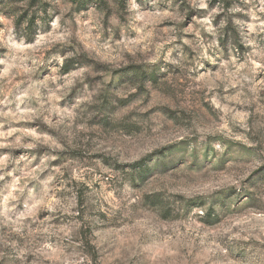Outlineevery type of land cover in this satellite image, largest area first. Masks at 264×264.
Masks as SVG:
<instances>
[{"label":"rangeland","instance_id":"rangeland-1","mask_svg":"<svg viewBox=\"0 0 264 264\" xmlns=\"http://www.w3.org/2000/svg\"><path fill=\"white\" fill-rule=\"evenodd\" d=\"M69 2L73 7L65 13L66 18L73 13H83L81 18H88L92 0ZM137 3L142 5L140 11L147 13L138 23L153 29L150 33L153 43L149 48L161 57L169 50L175 57L176 44L191 51L184 40L196 37L180 33L177 40L169 43L170 34L165 29L172 28L176 22L163 15L153 16V11L186 13L181 28L199 27L207 21L217 30L219 47L224 50L220 63L233 60L237 65H244L238 70L228 69L234 77L233 86L227 90L229 99L221 98L223 89L217 90L216 99L201 105L202 112L192 109L198 114V134L174 140L175 144L199 141L203 145L199 153L193 150L177 165L170 166L165 161L162 171L142 173L138 183L125 189L123 183L113 184L111 172L117 169L104 173L93 170L94 161L103 157L100 166L106 167L104 161L110 157L96 152L55 150L48 143H42V139L53 133L47 122L36 118L35 102L28 99L13 102L16 92L11 95L0 92V175L3 176L0 179V264H214L220 256L217 231L229 219L231 243L235 246L230 259L251 251L256 252L253 264L264 260L256 251L264 249L261 243L264 239V200H261L264 196V65L260 63L264 57V33L255 34L256 25L264 22V13L241 0H207L206 8H192L184 0L178 10L170 9L166 0H161L156 9L145 5L144 0ZM234 4L244 12L230 11ZM125 6L126 0H121L120 7ZM50 7L47 0H0V32L7 29L20 32L27 22V31L31 34L37 19L33 9ZM218 8L223 11L217 12ZM253 15L259 17L255 22ZM224 20L228 22L224 24ZM50 31L49 27L35 38L30 35L38 47L52 43V48L44 53L45 59L48 52L61 46L59 34L50 36ZM143 35L133 31V38ZM210 38L208 32H201L202 42ZM7 51L0 45V53ZM141 54L147 55L148 50ZM124 55L130 57L132 53ZM100 56L99 61L86 58L101 67L119 59L115 52L100 53ZM24 65L31 66V61H24ZM3 67L0 65V69ZM41 67L43 71L38 69L32 75L37 90L43 88L45 77L53 75L47 67ZM211 67L216 71L219 64ZM18 71L19 80L23 77V65ZM49 99H55L57 105L63 103L60 98L50 96ZM148 113H154L149 122L133 132L119 134L124 139V147L131 152L148 146L156 135L168 139L181 129L192 127L191 112L185 107L158 99L147 105L143 114ZM165 113L176 118H166ZM18 136L21 144L28 142L37 146H13ZM200 136L204 137L202 141ZM214 142H219L224 151L214 149ZM172 146L161 145L144 156ZM49 156L55 159H47ZM42 164L46 167L41 168ZM239 174H246L241 184L248 185L242 194L237 193L235 185L227 183ZM220 183L224 186L217 187L215 193L231 194L222 217L201 218L193 225L187 215L174 214L163 200L165 184L207 187ZM168 195L184 199L179 192Z\"/></svg>","mask_w":264,"mask_h":264},{"label":"clouds","instance_id":"clouds-1","mask_svg":"<svg viewBox=\"0 0 264 264\" xmlns=\"http://www.w3.org/2000/svg\"><path fill=\"white\" fill-rule=\"evenodd\" d=\"M47 2L52 7L46 10L33 9L37 19L31 34L27 31V22L20 32H12L11 29L5 30L10 35L0 32V45L8 49L7 52L0 53V65L4 66L0 69V92L9 95L16 92L13 102L16 99L35 102L38 114L36 118L47 122L53 133L46 140L42 139V143H48L60 151L103 153L104 157H110L104 161L106 167L100 166V160L103 159L100 157L93 162V170L104 173L110 169H117L111 172L113 184L123 183L125 189H130L133 183H138L142 173L162 171L165 161H168L170 166L177 165L186 154L193 150L198 153L202 150L203 145L199 141L175 144L174 140L198 134L200 131L197 123L198 114L192 109L202 112L201 105L216 99L219 89H223L221 98L228 100L227 90L233 86L234 79L228 69L232 67L238 70L244 67L237 65L233 60L220 63L224 50L219 47L216 29L207 21L200 23L199 27L193 25L181 28L180 23L185 19L186 13L153 11V16L163 15L176 22L172 28L165 29L166 33L170 34L169 43L177 40L180 33H191L196 37L195 40H184V44H187L191 51L180 44L174 45L175 57L178 59L172 56L171 50L161 57L158 52L149 48L153 43L150 36L153 29L138 23L144 20L147 13L140 11L142 5L137 3V0H126L123 9L120 7L121 0H92L87 19L81 18L84 16L83 13L80 15L73 13L72 16L65 17V13L73 7L69 0ZM160 2L161 0H144V4L150 5L153 9H156ZM166 2L170 9L178 10L184 0H179V3L177 0ZM188 3L192 8L207 7V0H188ZM241 3L251 5L257 12L264 13V0H241ZM216 11L220 12L223 9L218 8ZM230 11L243 13L244 9L234 4ZM258 19L259 17L253 15L254 22ZM227 22L223 21L224 24ZM49 27L50 36L59 34L61 46L48 52L45 59L44 53L46 49L52 48V43L38 47L37 43L32 42L30 35L35 38L48 31ZM133 31L143 32L144 35L133 38ZM202 31L210 34L211 38L207 42L201 41ZM260 33H264V22L256 25L255 34ZM145 49L148 50V54H141ZM104 52H115L119 59L101 67L97 63H90L86 58L99 61L100 53ZM125 52H131L132 55L125 56ZM29 60L31 66L24 65V61ZM260 63L264 65V57H261ZM216 64H219V68L213 71L211 66ZM22 65L23 77L18 80L17 76L21 74L18 69ZM42 65L53 75L45 77L42 81L43 88L37 90L32 75L38 69L43 71ZM56 81L60 83L57 85ZM21 85L24 87L21 88ZM49 85L56 86L51 88ZM50 96L60 98L63 103L57 105L55 99H49ZM158 99L173 106L188 108L191 112L192 127L187 130L181 129L174 137L168 139H161L156 135L148 146L131 152L124 147V139L119 134L133 132L149 122L154 113L147 115L143 113L146 112L149 103ZM164 115L166 118H176L171 113ZM203 139V136L199 137L200 141ZM164 144L173 146L145 158L146 152H152ZM13 146L34 148L37 145L28 142L21 144V137L18 136ZM212 147L220 152L224 151L219 142H214ZM47 159H55V156H49ZM5 160L7 161V157ZM43 167H46V164H42L41 168ZM245 175H235L227 183L235 185L237 193L242 194V191L248 188V185L241 184ZM0 179H3L2 175ZM222 186H224L222 183L207 187L165 184L163 200L174 214L181 217L187 215L189 221L195 225L198 219L207 220L210 216L222 217L225 214V205L231 194L215 193V189ZM177 192L182 193L183 200L168 195ZM261 200H264V196ZM217 236L219 239L217 251L220 256L214 264H253L256 252L242 253L235 257V260L230 259L234 255L235 247L231 243L233 237L230 219L217 231ZM261 243L264 244V239ZM256 251L264 257V249ZM261 264H264V260Z\"/></svg>","mask_w":264,"mask_h":264}]
</instances>
